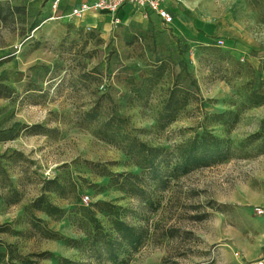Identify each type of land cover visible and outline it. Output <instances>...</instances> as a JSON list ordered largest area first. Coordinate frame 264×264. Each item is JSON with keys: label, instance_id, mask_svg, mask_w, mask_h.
I'll list each match as a JSON object with an SVG mask.
<instances>
[{"label": "rangeland", "instance_id": "obj_1", "mask_svg": "<svg viewBox=\"0 0 264 264\" xmlns=\"http://www.w3.org/2000/svg\"><path fill=\"white\" fill-rule=\"evenodd\" d=\"M50 2L0 0V226L11 230L0 232V251L10 246L17 256L8 264H58L61 257L97 264L87 247L42 230L86 242L93 233L86 213L100 201L117 205L123 219L146 231L128 264L259 259L264 214L254 209L264 208V0H173L171 25L150 19L141 29V21L128 18L107 32L90 17L57 18L67 11L53 14ZM172 91L180 104L166 124L161 113ZM97 107L103 118L122 117L128 132L168 150L201 127L233 146L252 142L224 163L169 177L164 189L148 181L144 201L107 175L141 169L87 121L86 112ZM205 112L229 114L217 121ZM43 194L64 210L61 218L35 206ZM96 217L112 230L109 213Z\"/></svg>", "mask_w": 264, "mask_h": 264}, {"label": "trees", "instance_id": "obj_2", "mask_svg": "<svg viewBox=\"0 0 264 264\" xmlns=\"http://www.w3.org/2000/svg\"><path fill=\"white\" fill-rule=\"evenodd\" d=\"M51 7V2H50ZM174 15V11H172ZM186 103L187 98L183 99ZM261 102H255L258 104ZM180 104L178 92L172 91L170 97L165 102L164 111L161 113V119L166 124L172 123L175 119L177 106ZM186 105V104H185ZM206 117L221 121L229 113H218ZM86 118L89 123L99 124L98 135L117 146H119L128 156L132 158L135 165L141 169L140 174H118L106 172L111 179L126 190L131 196L139 197L144 201H150L147 197L145 184L148 181H154L163 189L169 183V177H178L186 175L198 168L211 167L213 165L224 163L240 153L244 146L252 141L249 139L247 145L238 144L233 146L229 140L216 135L207 127H201L202 131L197 132L188 140L177 144L172 150L164 147L150 145L148 142L139 139L136 135L126 130V121L122 117L110 116L103 118L102 107H97L86 112ZM122 180H121V179ZM59 184L55 185V190L59 189ZM38 210L46 215L61 218L64 210L50 201L47 194L41 195L35 202ZM96 211L106 212L111 215L112 230L105 231L104 227L96 217V211L91 210L88 214L90 223L93 226L91 237L83 242L81 240L64 238L60 234L43 229L44 235L48 238L64 240L68 245L74 247H87L91 251V256L96 259L97 264H128L129 255L137 252L142 246L146 231L144 228L131 224L120 216L119 207L111 202L100 201L95 204ZM11 231L9 226L1 225L0 232ZM10 253V255H9ZM16 252L10 246L6 251H0V264H8L9 260L17 258ZM54 257L53 253L45 254ZM58 264H83L69 258H58ZM28 264L27 262H25Z\"/></svg>", "mask_w": 264, "mask_h": 264}, {"label": "built area", "instance_id": "obj_3", "mask_svg": "<svg viewBox=\"0 0 264 264\" xmlns=\"http://www.w3.org/2000/svg\"><path fill=\"white\" fill-rule=\"evenodd\" d=\"M173 0H93L85 1L74 7L68 14H63L57 18H67L70 20L83 21L85 16L90 13H106L111 18V23L115 27L121 23L118 17L119 11L126 5H131L135 9L139 10L144 18H148L150 14H155L165 25H171L175 21V17L172 14ZM180 1V0H179ZM61 6V0L51 1V10L53 14L59 12ZM219 44L223 45L224 41L219 40ZM105 87L104 85L101 86ZM88 197L84 198V202L87 204ZM255 213L257 215L264 214V208L255 207ZM249 264H264V255Z\"/></svg>", "mask_w": 264, "mask_h": 264}, {"label": "crops", "instance_id": "obj_4", "mask_svg": "<svg viewBox=\"0 0 264 264\" xmlns=\"http://www.w3.org/2000/svg\"><path fill=\"white\" fill-rule=\"evenodd\" d=\"M52 1V0H51ZM85 1H93V0H61V6H60V11L63 9V10H65L66 9V11L67 12H62V13H64V14H68L69 12H71V10L74 8V7H76V6H78L79 4H81L82 2H85ZM173 7V6H172ZM87 17H90V18H92L93 19V21H94V27L95 26H97V25H99L100 27H102L103 28V32H107L109 29H111L112 27H115L114 25H112V23H111V18H110V16L108 15V14H106V13H97V14H94V13H90V14H87L86 16H85V18H84V20L87 18ZM118 17L120 18V20H121V23L120 24H123V22L125 21V20H127L128 18H130V22L131 23H133V21L134 20H138V21H141V29H144V28H146V29H148L149 27H150V22H151V20L150 19H152V20H160L158 17H157V15H155V14H150V16L148 17V18H144L143 17V15H142V13L139 11V10H137V9H135L133 6H131V5H126V6H124L120 11H119V13H118ZM83 20V21H84ZM175 20H176V18H175ZM161 21V20H160ZM119 26V25H118ZM117 27V26H116ZM138 29H139V27H138ZM174 29H178L177 28V25L176 26H174ZM182 29V28H181ZM179 31V33H183L184 32V30L182 29V30H178ZM187 32H189V31H187ZM243 42V45H244V47H249L248 46V42H245V40H243L242 41ZM263 255H264V253H263ZM263 255H261L260 256V258L263 256Z\"/></svg>", "mask_w": 264, "mask_h": 264}]
</instances>
